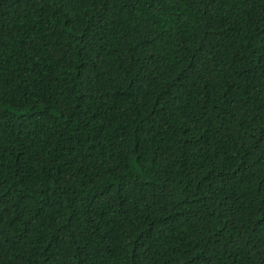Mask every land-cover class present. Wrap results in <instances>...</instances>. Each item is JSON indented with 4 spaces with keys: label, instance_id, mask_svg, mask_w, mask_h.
<instances>
[{
    "label": "trees",
    "instance_id": "obj_1",
    "mask_svg": "<svg viewBox=\"0 0 264 264\" xmlns=\"http://www.w3.org/2000/svg\"><path fill=\"white\" fill-rule=\"evenodd\" d=\"M0 264H264V0H0Z\"/></svg>",
    "mask_w": 264,
    "mask_h": 264
}]
</instances>
